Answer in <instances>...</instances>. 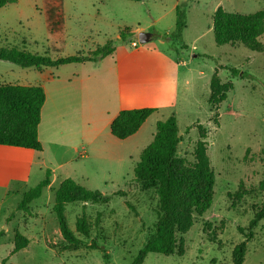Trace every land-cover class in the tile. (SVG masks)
<instances>
[{"label": "rangeland", "instance_id": "rangeland-1", "mask_svg": "<svg viewBox=\"0 0 264 264\" xmlns=\"http://www.w3.org/2000/svg\"><path fill=\"white\" fill-rule=\"evenodd\" d=\"M51 1L16 0L0 9V47L16 46L56 59L88 55L109 41L116 49L124 46L130 51L156 45L181 64L178 103L172 109L157 108L142 132L123 146L101 147L91 151L90 158L76 153L74 161L65 163L53 148L46 147L50 170L57 168L54 188L71 178L109 198L107 204L66 205L68 226L82 241L77 250H63L67 243L52 210L53 190H46L20 210L24 191L40 182L0 188V264H133L155 233L159 212L156 189L137 181L134 169L154 138L157 122L171 115L177 119L181 136L178 157L186 165L194 164L202 153L207 157L215 179L212 202L208 210L190 218L191 229L180 237V255L149 253L143 264H233V250L246 241L249 223L264 202V192L253 190L264 182V33L257 39L262 52L241 43L218 46L213 21L219 8L241 15L263 12L264 0H184L186 27L179 40L172 36L176 30L172 0H103L106 4L102 0H63L65 25L57 34H50L47 28L45 11ZM142 32L152 35L150 42L140 43ZM166 34L170 42L162 38ZM134 41L137 48L132 46ZM115 61L113 55L99 62L46 68V73L63 78L80 76L85 90L63 99L77 103L93 100L95 120L103 128L107 113L118 108ZM214 76L217 83L212 87ZM41 80L42 72L34 67L0 61V84L37 85ZM223 91L225 100L220 99ZM59 108L65 110L61 99L58 105L50 98L42 124L43 139L47 135L46 112ZM76 120L86 125L85 117L77 114ZM73 139V147H77ZM48 170L37 171L41 181ZM241 185L248 194L242 192ZM83 216L91 228L89 238L76 232L77 220ZM17 234L27 237L29 245L13 253ZM243 264H264V219L253 229Z\"/></svg>", "mask_w": 264, "mask_h": 264}, {"label": "trees", "instance_id": "trees-1", "mask_svg": "<svg viewBox=\"0 0 264 264\" xmlns=\"http://www.w3.org/2000/svg\"><path fill=\"white\" fill-rule=\"evenodd\" d=\"M126 1L140 2L142 0ZM14 2L16 0H0V9ZM185 5L181 3L176 7V30L172 36L177 40L181 38L186 27ZM45 13L48 32L50 34L61 32L65 24L63 0H52L46 5ZM213 30L218 46L241 43L252 51L262 52L263 47L257 39L264 33V11L241 15L227 13L219 8L214 15ZM121 38H125V32L121 34ZM162 38L167 42L172 40L167 34ZM115 52L116 47L112 41L98 46L88 55L78 54L56 59L48 54L30 53L12 46L0 47V61L43 71L46 68H59L76 63L99 62L113 56ZM216 83L217 78L214 76L211 86L214 87ZM225 98L226 92L223 91L220 99L225 100ZM45 102L46 94L41 86L0 84V146L42 151L39 125ZM157 112L158 109L152 107L123 110L112 121L111 134L119 140H126L135 135L148 118ZM180 142L181 136L175 115H171L164 121H158L152 142L142 151L141 159L135 166L136 180L156 189L159 196V212L155 233L148 239L133 264H143L149 253L165 256L180 255L182 253L181 238L192 227L190 218L195 213L202 214L211 205L215 179L209 168L207 157L205 153H202L194 164L186 165L185 161L177 155ZM50 177L51 171L48 170L43 181L23 194L20 210L27 209L31 202L41 197L43 190L51 184ZM240 189L245 194L249 193L244 185H241ZM253 190L264 192V182L259 188ZM53 191L55 203L52 210L57 217L60 233L67 243L63 250H77L82 241L68 226L65 216L66 205L76 202L107 204L109 198L98 190L85 188L71 178L63 180ZM128 206L132 208L129 203ZM263 219L264 202L249 223L246 241L234 248L233 264L244 263L247 242L253 237V229ZM90 231L86 217H80L76 223V232L89 238ZM28 245V238L17 234L13 253ZM95 247L94 245L92 248Z\"/></svg>", "mask_w": 264, "mask_h": 264}, {"label": "crops", "instance_id": "crops-1", "mask_svg": "<svg viewBox=\"0 0 264 264\" xmlns=\"http://www.w3.org/2000/svg\"><path fill=\"white\" fill-rule=\"evenodd\" d=\"M124 1L126 2V0ZM153 1L166 2L171 0ZM172 1L173 4L170 8L176 12V7L184 0ZM101 2L106 4V1L102 0ZM108 4L114 6L113 3ZM114 56L116 58L118 108L112 113H107V123L103 128L95 120L96 109L93 100L89 98L86 102L77 103L69 99L65 102L63 99L65 95H73V93L85 90V81L80 76L63 78L53 72L46 73L47 69H44L40 71L42 72V80L39 84L25 85L41 86L46 94V102L42 108L41 123L39 125V140L42 143L43 150L35 151L25 148L0 146V188L10 190L14 183L27 187L34 181H36L35 185L41 182L43 178L38 177L37 171L42 172L43 168L50 170L45 157L46 147L49 149L53 148L58 153V156L66 160L65 163L74 161L76 153H81L82 157L90 158L92 157L91 151H100L101 147L108 148L109 145L116 147L123 146V142L135 138L137 134L142 132L147 121L153 116L148 118L135 135L126 140H119L111 134L110 126L119 112L123 110L146 107L158 108L160 110L165 108L172 109L177 106L179 95L178 71L181 64L174 56L168 52H164L156 45L141 47L131 51L124 46L119 47L116 49ZM50 98L57 100L58 105H60L61 99V105L65 106V110L62 111L59 108L52 110L50 113L46 112L47 135L43 139L42 124ZM97 112V116L99 117V109ZM77 114L81 118L85 117V126L76 123ZM72 116H75V119ZM57 126L60 127L59 132L56 130ZM108 129L109 131H107ZM73 138L78 143L77 147H73ZM63 164H60L58 167H62ZM56 170L57 168H51V184L43 190V193L46 190L55 189L53 184ZM30 189L28 188V190ZM28 190H25L24 193Z\"/></svg>", "mask_w": 264, "mask_h": 264}, {"label": "water", "instance_id": "water-1", "mask_svg": "<svg viewBox=\"0 0 264 264\" xmlns=\"http://www.w3.org/2000/svg\"><path fill=\"white\" fill-rule=\"evenodd\" d=\"M151 39H152V35L150 33L142 32L139 35V41L141 44H146V43L150 42Z\"/></svg>", "mask_w": 264, "mask_h": 264}, {"label": "built area", "instance_id": "built-area-1", "mask_svg": "<svg viewBox=\"0 0 264 264\" xmlns=\"http://www.w3.org/2000/svg\"><path fill=\"white\" fill-rule=\"evenodd\" d=\"M132 46L135 47V48H137V47H138V42H137V41H134V42L132 43Z\"/></svg>", "mask_w": 264, "mask_h": 264}]
</instances>
